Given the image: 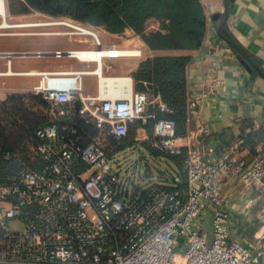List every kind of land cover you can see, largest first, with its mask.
Segmentation results:
<instances>
[{
	"label": "built area",
	"instance_id": "2783aa9c",
	"mask_svg": "<svg viewBox=\"0 0 264 264\" xmlns=\"http://www.w3.org/2000/svg\"><path fill=\"white\" fill-rule=\"evenodd\" d=\"M59 22L69 30L56 34L90 37L92 46L53 54L98 67L36 73L41 79L31 93L48 103V120L33 133L31 161L0 184V264H264V155L252 157L245 136L216 157L204 128L179 134L175 119L159 116L173 110L152 82L102 90L103 59L126 54L92 59L106 49L94 28L73 18ZM86 74L97 75V94L85 93ZM195 106L189 93L188 123ZM79 121L99 134H87ZM139 143L183 156L176 176L125 184L112 159L122 145ZM13 220L23 229L10 231Z\"/></svg>",
	"mask_w": 264,
	"mask_h": 264
},
{
	"label": "crops",
	"instance_id": "0c3cea01",
	"mask_svg": "<svg viewBox=\"0 0 264 264\" xmlns=\"http://www.w3.org/2000/svg\"><path fill=\"white\" fill-rule=\"evenodd\" d=\"M202 2L208 16V31L203 46L193 53V60L188 66L190 99L195 101L196 106L191 122L188 123L187 133L204 128L207 143L214 148L216 157L224 155L231 144L243 136V148L248 149L252 157L256 154L264 155V135L262 138L255 136L259 129L264 128V79L219 34V28L225 20V0ZM228 5L229 15L223 25L222 34L225 31L230 35L231 37L224 36L242 47L264 70V0H229ZM149 24L150 28L158 27L154 20ZM128 34L131 40L138 38L140 47L147 54L158 53L148 50L138 35L131 31ZM2 43L0 52L42 53L15 54L11 57L0 55V103L5 102L12 94L32 92L40 83L41 77L36 74L38 72L95 70L98 67L96 62H86L67 55L58 57L52 52L57 49L91 47L90 37L82 40L58 39L45 45L34 42L22 44L15 37L14 43L11 40ZM102 70L108 76L131 77L134 88H144L143 84L138 86L135 83L134 71L125 69L116 58H104ZM84 87L85 93L97 94V75L86 74ZM149 132H152V127ZM232 206L238 208L237 204ZM256 230L257 225L252 224V233Z\"/></svg>",
	"mask_w": 264,
	"mask_h": 264
},
{
	"label": "trees",
	"instance_id": "16d2710c",
	"mask_svg": "<svg viewBox=\"0 0 264 264\" xmlns=\"http://www.w3.org/2000/svg\"><path fill=\"white\" fill-rule=\"evenodd\" d=\"M32 10L71 17L94 29L105 27L117 38H129V31L138 35L148 50L158 53H148L140 60L133 73L135 83L140 86L141 81L152 82L173 110L159 112V116L175 119L178 133H187L188 66L208 31L202 0H13L10 6L14 14ZM151 20L158 23L157 28H150ZM224 35L231 37L225 31ZM47 106L45 100L31 92L12 94L0 103V184L10 182L24 162L31 161L33 133L47 122L42 113ZM79 123L87 134H99L92 124ZM263 135L264 128L255 133L257 138ZM5 154H10V159L4 158ZM183 158L173 157L178 167Z\"/></svg>",
	"mask_w": 264,
	"mask_h": 264
},
{
	"label": "rangeland",
	"instance_id": "374dc122",
	"mask_svg": "<svg viewBox=\"0 0 264 264\" xmlns=\"http://www.w3.org/2000/svg\"><path fill=\"white\" fill-rule=\"evenodd\" d=\"M13 0H5L7 9H10ZM7 21L11 24L18 25L13 27H0V47L2 42L11 40L15 42V37L18 42L24 43H38L45 45V43L54 42V40H70V39H84L85 36H69L66 34H56L57 32L68 31L69 28L62 25V22L71 19L65 16H52L37 10H32L25 14H14L10 10L7 12ZM3 17L0 15V23ZM24 23H42L40 25L19 26ZM46 23V24H45ZM59 23V24H58ZM94 31L99 36L105 50L120 49L123 51H131L126 56L116 58L120 61L125 69L135 71L140 60L147 55L143 49L141 56L132 55L137 53V50L142 49L138 38H117L111 35L105 27L95 28ZM15 34L16 36H14ZM11 35V36H10ZM13 35V36H12ZM93 39L91 38V41ZM33 41V42H32ZM115 46L116 48H112ZM135 52V53H134ZM106 76V75H105ZM92 80V77H90ZM131 135L134 136V129L131 128ZM133 132V133H132ZM127 144L122 145L115 153L112 163L113 169L121 176L125 184L130 188L146 186L150 183H163L173 177L179 172V167L172 157H168L163 153L149 149L145 143H139L135 149L130 150ZM132 190V189H131ZM10 231H20L23 229L22 224L18 221H11L9 223Z\"/></svg>",
	"mask_w": 264,
	"mask_h": 264
},
{
	"label": "bare ground",
	"instance_id": "6f19581e",
	"mask_svg": "<svg viewBox=\"0 0 264 264\" xmlns=\"http://www.w3.org/2000/svg\"><path fill=\"white\" fill-rule=\"evenodd\" d=\"M7 12H8V9L6 7L5 0H0V15L3 17V21L0 23V27L18 26V25L11 24L9 21H7L6 19ZM40 24L42 23H24V24H20L19 26H31V25H40ZM129 52L131 51H123L120 49H110V50L98 49L90 53L89 57L92 59L99 60V59H102L101 55L103 54L116 56V55H121V54H128ZM81 56L82 58H84L83 57L84 55L81 54ZM100 86L102 90H105L111 93L112 91H119V90L121 91L123 89L124 90L130 89L132 86V83H131V78L129 77L105 76L102 74L101 80H100Z\"/></svg>",
	"mask_w": 264,
	"mask_h": 264
},
{
	"label": "water",
	"instance_id": "95a60500",
	"mask_svg": "<svg viewBox=\"0 0 264 264\" xmlns=\"http://www.w3.org/2000/svg\"><path fill=\"white\" fill-rule=\"evenodd\" d=\"M9 12V9H8ZM229 15V5H228V0H225V20L223 25H225L226 20ZM223 25L220 26L219 28V34L228 41V43L243 57V59L254 69L256 72L264 79V70L256 64V62L249 56V54L242 48L240 47L237 43L232 41L230 38L224 36L222 34V28ZM36 55V54H41L39 52H0V55H5L8 57H11L12 55Z\"/></svg>",
	"mask_w": 264,
	"mask_h": 264
}]
</instances>
